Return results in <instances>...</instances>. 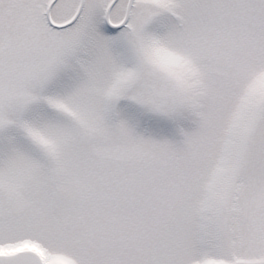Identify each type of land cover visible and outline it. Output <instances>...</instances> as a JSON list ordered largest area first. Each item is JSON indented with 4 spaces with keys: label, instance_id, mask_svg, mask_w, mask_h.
<instances>
[{
    "label": "snow or ice",
    "instance_id": "1",
    "mask_svg": "<svg viewBox=\"0 0 264 264\" xmlns=\"http://www.w3.org/2000/svg\"><path fill=\"white\" fill-rule=\"evenodd\" d=\"M0 264H264V0H0Z\"/></svg>",
    "mask_w": 264,
    "mask_h": 264
}]
</instances>
